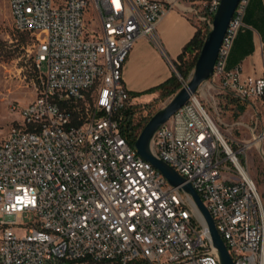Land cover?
<instances>
[{
  "label": "built area",
  "instance_id": "built-area-1",
  "mask_svg": "<svg viewBox=\"0 0 264 264\" xmlns=\"http://www.w3.org/2000/svg\"><path fill=\"white\" fill-rule=\"evenodd\" d=\"M222 1L180 0V10L210 31ZM251 1H239L211 78L151 141L152 154L199 195L234 264H264V202L246 157L254 146L264 160L256 105L264 106V77L228 69ZM8 8L15 30L31 36L36 67L47 72L34 102L10 105L24 122L0 134V264H221L192 196L140 157L125 131L128 120L138 124L125 64L138 40L159 45L157 24L173 7L9 0ZM213 92L252 104L255 127L242 147L224 135ZM204 101L215 103L214 116ZM13 227L28 232L19 237Z\"/></svg>",
  "mask_w": 264,
  "mask_h": 264
},
{
  "label": "rangeland",
  "instance_id": "rangeland-1",
  "mask_svg": "<svg viewBox=\"0 0 264 264\" xmlns=\"http://www.w3.org/2000/svg\"><path fill=\"white\" fill-rule=\"evenodd\" d=\"M60 1L58 0V2ZM164 1L171 5L173 9L181 8L180 0ZM8 6L9 0H0V134L7 133L12 125L24 122L20 111L12 112L10 105L15 104L18 107H24L34 102L41 78L47 72L45 65L42 66L41 71L36 67L33 56L28 52L32 45L31 36L15 30ZM173 71L183 81L176 67ZM191 76L186 82L183 81L184 85L189 82ZM203 93H209L208 87H203ZM213 94L216 96L218 109L222 112V120L228 125L222 126L224 135L227 137L233 135L240 142L239 146L242 147L241 142L252 139L250 128L255 127L254 110H250L233 99L227 100L223 96L216 95L215 92ZM143 95H151V93L142 94L141 96ZM141 96L137 98L140 99ZM173 97L165 99L159 97L154 101L138 100L139 102L137 101L134 107L135 122L144 123L148 118L165 108ZM199 99L201 100V98ZM146 102L150 103L146 104ZM204 102L207 105L205 108L211 111V115L214 116L215 103L207 104L206 101ZM256 105L260 111L263 110L264 123V106H261L259 103ZM242 108H245L244 111H242ZM237 123L242 125H237ZM261 125L262 123L260 122L259 127ZM247 126H249V129ZM235 147L238 148V146ZM246 154L250 177L256 182L264 202V160L254 146ZM10 220L22 225L23 223H32L33 218H26L24 222L21 218L15 217ZM13 228L19 237L25 236L28 232L23 228Z\"/></svg>",
  "mask_w": 264,
  "mask_h": 264
},
{
  "label": "crops",
  "instance_id": "crops-1",
  "mask_svg": "<svg viewBox=\"0 0 264 264\" xmlns=\"http://www.w3.org/2000/svg\"><path fill=\"white\" fill-rule=\"evenodd\" d=\"M263 13L264 0H252L229 58L228 69H240L244 77H264ZM195 33V25L180 9L168 11L157 24L159 45L142 38L133 46L123 71L128 91L142 94L168 80L174 72L172 65ZM159 97L155 92L136 100L154 101ZM244 106L253 109L251 103Z\"/></svg>",
  "mask_w": 264,
  "mask_h": 264
},
{
  "label": "water",
  "instance_id": "water-1",
  "mask_svg": "<svg viewBox=\"0 0 264 264\" xmlns=\"http://www.w3.org/2000/svg\"><path fill=\"white\" fill-rule=\"evenodd\" d=\"M240 0H223L213 21V27L209 31L194 72L189 82L173 97L168 105L157 112L142 130L135 142L138 155L156 168L174 187H181L183 191L192 196L200 214L210 233L213 248L220 259L221 264H234L231 255L216 229L214 220L203 204L199 195L190 184L179 176L165 162L158 160L151 152V141L156 131L167 123L173 115L183 108L196 95L199 89L211 78L219 55L221 45L226 32L236 11Z\"/></svg>",
  "mask_w": 264,
  "mask_h": 264
},
{
  "label": "trees",
  "instance_id": "trees-1",
  "mask_svg": "<svg viewBox=\"0 0 264 264\" xmlns=\"http://www.w3.org/2000/svg\"><path fill=\"white\" fill-rule=\"evenodd\" d=\"M196 33L194 37L190 40V42L187 43V45L184 47L182 54L178 57L177 61L174 62V65L178 71V73L183 78V81L186 82L192 72L195 69L196 63L199 59L200 52L202 50V47L204 45V42L206 40V37L209 33V30L195 25ZM183 81H181L177 75L173 72L172 76L166 80L161 85L152 88L142 94L146 93H155L159 92L161 98H170L172 96H175L183 87ZM142 94H132V98H137L138 96H141ZM242 111H244V108H242ZM153 117V116H152ZM148 118L144 123H138L137 125H133L132 120H128L126 122V133L128 137L132 138V144H135L136 140L138 139L140 133L144 129V127L147 125V123L151 120V118Z\"/></svg>",
  "mask_w": 264,
  "mask_h": 264
},
{
  "label": "bare ground",
  "instance_id": "bare-ground-1",
  "mask_svg": "<svg viewBox=\"0 0 264 264\" xmlns=\"http://www.w3.org/2000/svg\"><path fill=\"white\" fill-rule=\"evenodd\" d=\"M177 3V2H176ZM215 128L219 131V129L215 126ZM220 132V131H219ZM220 135H222L221 134V132H220ZM257 145H258V142H257ZM244 173H245V176H248V174L246 173V171H243ZM249 179H251V177H250V175H249ZM216 252V251H215Z\"/></svg>",
  "mask_w": 264,
  "mask_h": 264
}]
</instances>
